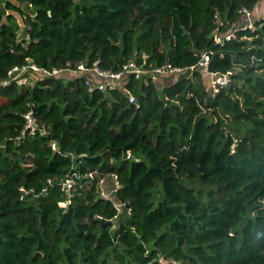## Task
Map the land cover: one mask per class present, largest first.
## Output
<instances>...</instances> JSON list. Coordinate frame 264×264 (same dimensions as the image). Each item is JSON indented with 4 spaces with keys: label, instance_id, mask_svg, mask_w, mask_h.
<instances>
[{
    "label": "trees",
    "instance_id": "trees-1",
    "mask_svg": "<svg viewBox=\"0 0 264 264\" xmlns=\"http://www.w3.org/2000/svg\"><path fill=\"white\" fill-rule=\"evenodd\" d=\"M262 2L0 0V264H264ZM204 54L209 73L190 71ZM130 62L189 71L109 93L65 72L28 69L23 86L9 74ZM211 74L231 82L213 94Z\"/></svg>",
    "mask_w": 264,
    "mask_h": 264
},
{
    "label": "built area",
    "instance_id": "built-area-1",
    "mask_svg": "<svg viewBox=\"0 0 264 264\" xmlns=\"http://www.w3.org/2000/svg\"><path fill=\"white\" fill-rule=\"evenodd\" d=\"M248 18H251V14L246 12ZM25 27V26H24ZM253 28V24L251 23L248 26H245L243 29ZM29 29V28H27ZM21 36V35H20ZM234 38V34L227 35L225 39L216 36V40L218 43H223L224 40H231ZM25 40V46L28 47L30 37L26 35L24 38H20L19 41ZM210 57L207 54H204L201 58V61L198 66L192 67L190 71H195L197 69H201L208 72L210 66ZM28 69L33 70L36 73L42 75V77H53L58 76L61 73H67L73 79H85V84L88 87L91 93L93 92H114L117 90H124L127 91L128 86V79L131 76H135L137 79H143L146 84H148V80L151 78L153 81H158L160 78L169 75V74H176L182 75L189 71L188 69L182 68H174L171 65H166L160 68L155 69H145L144 66H139L136 62H130L126 65L121 71L113 72V71H106L102 70L98 63H94L92 66H88V63H80L76 68H67L65 70L49 72L45 69L39 68L36 65H31L25 67L23 69L15 68L9 74L12 82H16L19 86H23L25 84H29L30 80L25 75ZM212 77V84L216 87L218 85L219 88L226 87L231 82L230 75H216L211 74ZM23 80L22 83H20ZM9 82L0 85H6ZM130 103L137 104L136 98L128 93ZM26 119V126H25V134H29L32 137H36L39 131L38 122L35 117L33 111H30L28 114L25 115ZM52 149L55 152H59L58 146L56 143H51ZM130 157V156H129ZM109 179H104L101 181L102 189H101V198L104 200H111L113 195L121 189V185L117 181V178L114 177L112 180L111 190L106 189V184L108 183ZM75 182L72 177H68L64 182V190L70 193L74 188ZM70 205V201L67 202V206ZM126 203H115V207L119 214L123 213L124 209L126 208Z\"/></svg>",
    "mask_w": 264,
    "mask_h": 264
},
{
    "label": "rangeland",
    "instance_id": "rangeland-1",
    "mask_svg": "<svg viewBox=\"0 0 264 264\" xmlns=\"http://www.w3.org/2000/svg\"><path fill=\"white\" fill-rule=\"evenodd\" d=\"M262 6H263V5H262ZM262 6H261V8H263ZM2 7H4V5H2ZM260 15L264 16V10L261 11ZM18 17H19V16H18ZM258 17H260V16H258ZM19 21H20V23H21V19H20V18H19ZM21 25H23V23H22ZM202 72H204V71H202ZM193 74H194V73H191V74H189V76L192 77ZM203 76L206 77L205 74H203ZM205 77H204V79H205V82H206V86H207L208 91L212 92L213 94L218 93L219 90H220V88L218 87V85H216V87H215V86L212 84V79H211V81H210V80H208V79L205 78ZM22 82H23V80H22L20 83H22ZM109 183H110V181H109ZM62 206H64V207H68V206H67V203L63 204ZM172 264H177V262L174 261Z\"/></svg>",
    "mask_w": 264,
    "mask_h": 264
},
{
    "label": "crops",
    "instance_id": "crops-1",
    "mask_svg": "<svg viewBox=\"0 0 264 264\" xmlns=\"http://www.w3.org/2000/svg\"><path fill=\"white\" fill-rule=\"evenodd\" d=\"M262 7L263 8H261V6H260V8H258V9H256V11H255V13H254V15H255V17H257V18H259L258 16H260V17H262V15H260V13H261V11H263L264 10V2H262ZM211 77H209V79L208 80H210L211 81ZM111 186H112V183H109V181H108V183L106 184V189L107 190H111Z\"/></svg>",
    "mask_w": 264,
    "mask_h": 264
},
{
    "label": "water",
    "instance_id": "water-1",
    "mask_svg": "<svg viewBox=\"0 0 264 264\" xmlns=\"http://www.w3.org/2000/svg\"><path fill=\"white\" fill-rule=\"evenodd\" d=\"M75 2H78V1H80V0H74ZM103 224L104 225H110V226H112V225H114V222L113 221H108V220H105L104 222H103Z\"/></svg>",
    "mask_w": 264,
    "mask_h": 264
}]
</instances>
